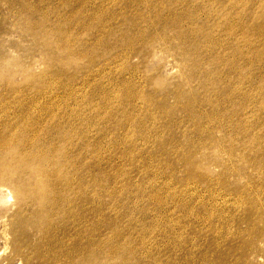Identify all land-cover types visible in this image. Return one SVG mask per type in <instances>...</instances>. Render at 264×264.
<instances>
[{"label":"rangeland","instance_id":"1","mask_svg":"<svg viewBox=\"0 0 264 264\" xmlns=\"http://www.w3.org/2000/svg\"><path fill=\"white\" fill-rule=\"evenodd\" d=\"M0 264H264V0H0Z\"/></svg>","mask_w":264,"mask_h":264}]
</instances>
